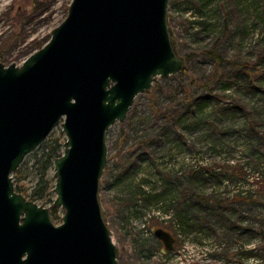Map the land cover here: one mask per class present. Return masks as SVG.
I'll use <instances>...</instances> for the list:
<instances>
[{"label": "rangeland", "instance_id": "374dc122", "mask_svg": "<svg viewBox=\"0 0 264 264\" xmlns=\"http://www.w3.org/2000/svg\"><path fill=\"white\" fill-rule=\"evenodd\" d=\"M71 2L0 0V62L20 65L43 47ZM169 28L185 69L158 77L107 132L99 198L119 264H264V0H169ZM210 93L199 123L169 121L188 96ZM56 139L64 152L61 124L24 160L29 189L37 151ZM252 249L259 262L243 258Z\"/></svg>", "mask_w": 264, "mask_h": 264}, {"label": "water", "instance_id": "95a60500", "mask_svg": "<svg viewBox=\"0 0 264 264\" xmlns=\"http://www.w3.org/2000/svg\"><path fill=\"white\" fill-rule=\"evenodd\" d=\"M185 67L169 0H72L43 47L20 65L0 62V264H119L99 198L107 132L158 77ZM59 124L56 223L49 206L16 190L14 173ZM155 235L173 249L171 232Z\"/></svg>", "mask_w": 264, "mask_h": 264}, {"label": "trees", "instance_id": "16d2710c", "mask_svg": "<svg viewBox=\"0 0 264 264\" xmlns=\"http://www.w3.org/2000/svg\"><path fill=\"white\" fill-rule=\"evenodd\" d=\"M171 36H172L173 43L176 47L175 39L173 37L172 32H171ZM185 59L187 62V57ZM228 88L230 87L229 86L225 87L226 90ZM149 90H147V92ZM213 98L214 96L211 93L204 94V95H198V96H188L184 103V107L176 111V113H173L172 116H169V121L175 124L177 122H180L182 119H184L186 121L191 120V123L193 124L199 123L200 122L199 119L201 120V117L199 116L198 113L208 108L209 104L211 103L210 100ZM62 146L63 144L60 143L58 139H56L52 141L51 143L45 144V146L42 149V153L37 151V154L35 156V163H34V166L38 171L37 180H36V183L31 187V189H29V187H27V185L24 183L28 174L25 173V169L22 166L23 164L14 173V181H15L16 190L18 192L25 194L27 197H29L30 199L34 201H37V202L40 201L43 205L52 204V206L50 207L51 214L55 221L59 220V215L57 214V211L59 209L53 205L54 203L53 189L55 187V183H52L54 182V179L50 177V170L53 169L55 159L62 155L63 153L61 150ZM129 168L130 166L127 167V169ZM145 198L147 199L146 196L144 197V199ZM153 198H154L153 202H157V203L162 202L161 204L162 206L158 207L159 211H164V212L169 211V209H166L165 207H163V204L165 203L164 200H161L159 197H155V196H153ZM178 222L181 226V229L184 232L188 226H189V230H190V227L192 226V224L189 223L186 217L184 219L181 218L180 221L178 220ZM201 238L197 237L193 239V241L196 243L198 247L203 246V241L201 240ZM243 258H250L254 262H259V260L262 259V255L257 253L255 249H252L251 251H247V253L245 254V257Z\"/></svg>", "mask_w": 264, "mask_h": 264}]
</instances>
